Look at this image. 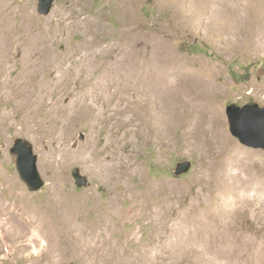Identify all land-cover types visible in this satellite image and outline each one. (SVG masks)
<instances>
[{"label":"rangeland","instance_id":"1","mask_svg":"<svg viewBox=\"0 0 264 264\" xmlns=\"http://www.w3.org/2000/svg\"><path fill=\"white\" fill-rule=\"evenodd\" d=\"M205 1L132 0L123 15L122 0H56L52 13L41 17L37 0H0V19L10 23L13 69L0 78L22 70L30 44L49 47L56 61L38 74L51 83L40 108L0 96V264H264V198L258 195L264 190V150L234 137L227 115L234 104L264 108V0ZM127 21L147 39H165L183 63L216 85L218 128L241 150L240 176L252 177L248 191L232 195L234 215L218 225L205 221L209 211H218L215 196L224 197L210 187L222 159L218 143H191L182 126L170 133L155 121L140 140L121 128L111 142L110 129L97 121L68 128L53 112L57 104L70 114L72 103L97 81L99 65L73 76L85 55L83 42L94 38L100 49L119 45ZM56 66L69 81L61 92L52 89L60 74ZM127 97L135 101L138 94L130 89ZM17 138L32 142L39 156L46 181L39 192H30L17 173L10 154ZM128 140L134 165L121 176L111 168ZM186 160L193 163L190 172L176 176ZM77 169L87 186H77ZM202 177L204 186L198 184ZM195 214L204 219L196 222Z\"/></svg>","mask_w":264,"mask_h":264},{"label":"bare ground","instance_id":"2","mask_svg":"<svg viewBox=\"0 0 264 264\" xmlns=\"http://www.w3.org/2000/svg\"><path fill=\"white\" fill-rule=\"evenodd\" d=\"M122 1L123 15H126L129 13V7L126 5L132 0ZM90 25L93 26V22ZM9 26L10 23L5 18L0 19V77L6 70L12 69L11 45L7 34ZM124 33L123 43L106 49H100L94 38L83 42L81 48L85 55L81 68L73 76L77 79L80 75L92 71V66L99 65L97 81L92 87V92L81 93V98L72 103L70 114H67L66 108L54 104L55 116L64 117L68 128L75 123L95 120L102 124V127L110 129L111 142L115 137L117 139L121 128H127L126 135L132 134V140H140L147 133V126L155 121L157 126L164 124L169 132L182 126L187 141L192 140L191 143L199 145L209 139L213 145L215 142L218 143L222 159L214 166L215 174L210 187L213 188V192L223 194L224 197L217 201L218 196H215L214 205L218 211L214 213L209 211L205 221L211 220L217 224L220 218H228L231 214L233 216L232 195H238L235 192L240 189L248 191L252 177L245 179L240 176L238 171L243 168L244 161L240 157L241 150L221 130L222 121L218 107L213 103L218 91L215 83L200 76L188 64L183 63L165 39L153 37L147 39V36L132 28L128 21L124 24ZM30 45L23 54L22 70L15 76L0 78V96L20 97L19 105L35 107L38 103L37 107L40 108L48 100L51 83L45 76L38 80V74L47 66H55L56 61L50 57L49 47ZM34 53L39 56L36 60L31 59ZM94 53H99L100 58L92 60L91 56ZM56 68L60 74L52 89L61 92L69 87V81H66L62 66ZM130 89H135L138 94L135 101L127 97ZM36 95L38 98L34 99ZM210 117L213 118L214 125L209 128L206 124ZM129 141L121 148L122 153L115 156L116 164L111 168L112 173L125 175L134 165V150L126 148ZM198 184L204 186L203 177L198 180ZM258 195L264 198V190H259ZM193 213L195 211H192ZM192 214L185 219L192 217ZM193 219L200 222L204 218L195 214Z\"/></svg>","mask_w":264,"mask_h":264},{"label":"water","instance_id":"3","mask_svg":"<svg viewBox=\"0 0 264 264\" xmlns=\"http://www.w3.org/2000/svg\"><path fill=\"white\" fill-rule=\"evenodd\" d=\"M37 3L39 15L47 17L52 13L56 0H37ZM227 115L230 131L234 137L247 147L264 150V108L256 102L243 107L234 104L227 108ZM10 154L14 158L17 173L27 189L32 193L41 191L46 186V181L40 172L39 156L35 152L33 143L24 138H17L10 147ZM192 167V161L180 162L175 175L187 174ZM73 176L78 187L88 185V179L80 170H75Z\"/></svg>","mask_w":264,"mask_h":264}]
</instances>
